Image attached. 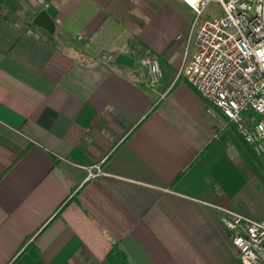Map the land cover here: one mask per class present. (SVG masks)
Returning <instances> with one entry per match:
<instances>
[{"label": "crops", "instance_id": "obj_1", "mask_svg": "<svg viewBox=\"0 0 264 264\" xmlns=\"http://www.w3.org/2000/svg\"><path fill=\"white\" fill-rule=\"evenodd\" d=\"M45 1L53 33L39 0H0V264H108L114 247L129 264H240L221 219L264 220V162L179 77L193 10Z\"/></svg>", "mask_w": 264, "mask_h": 264}, {"label": "built area", "instance_id": "obj_2", "mask_svg": "<svg viewBox=\"0 0 264 264\" xmlns=\"http://www.w3.org/2000/svg\"><path fill=\"white\" fill-rule=\"evenodd\" d=\"M182 1L195 14L186 39L187 49L194 44V52L184 61L179 77L217 108L264 162V0ZM39 4L44 11L50 7L45 0ZM212 4L220 6L221 14L207 18ZM114 57L107 54L103 60ZM138 72L141 83L155 89L161 63L142 58ZM95 174L101 171L90 172ZM221 224L231 234L240 264H264V220L226 211Z\"/></svg>", "mask_w": 264, "mask_h": 264}, {"label": "trees", "instance_id": "obj_3", "mask_svg": "<svg viewBox=\"0 0 264 264\" xmlns=\"http://www.w3.org/2000/svg\"><path fill=\"white\" fill-rule=\"evenodd\" d=\"M244 142V141H243ZM108 264H129L127 257L121 250L114 247L107 256Z\"/></svg>", "mask_w": 264, "mask_h": 264}, {"label": "water", "instance_id": "obj_4", "mask_svg": "<svg viewBox=\"0 0 264 264\" xmlns=\"http://www.w3.org/2000/svg\"><path fill=\"white\" fill-rule=\"evenodd\" d=\"M35 24H37L40 27H43L50 33L54 32L55 24L47 15L46 11H43L41 12V14L38 15V17L35 19Z\"/></svg>", "mask_w": 264, "mask_h": 264}, {"label": "rangeland", "instance_id": "obj_5", "mask_svg": "<svg viewBox=\"0 0 264 264\" xmlns=\"http://www.w3.org/2000/svg\"><path fill=\"white\" fill-rule=\"evenodd\" d=\"M219 15V14H221V8H220V6L219 5H215V4H212V5H210V7H209V9H208V11L206 12V14H205V17H211L212 15ZM138 69H139V67H138Z\"/></svg>", "mask_w": 264, "mask_h": 264}, {"label": "snow or ice", "instance_id": "obj_6", "mask_svg": "<svg viewBox=\"0 0 264 264\" xmlns=\"http://www.w3.org/2000/svg\"><path fill=\"white\" fill-rule=\"evenodd\" d=\"M193 2H194V0H193Z\"/></svg>", "mask_w": 264, "mask_h": 264}]
</instances>
